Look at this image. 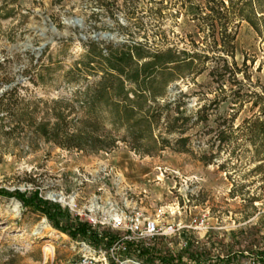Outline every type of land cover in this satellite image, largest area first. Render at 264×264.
I'll return each instance as SVG.
<instances>
[{"label":"rangeland","instance_id":"rangeland-1","mask_svg":"<svg viewBox=\"0 0 264 264\" xmlns=\"http://www.w3.org/2000/svg\"><path fill=\"white\" fill-rule=\"evenodd\" d=\"M204 6L205 0H0V95L12 90L4 101L9 110L33 114L37 122L46 117L52 99L72 93L63 73L88 57L85 44L91 40L101 50L139 42L150 51L171 48L210 57L195 60L193 66H206L200 74L193 69L168 75L167 93L160 99L161 104L177 100L193 121L197 110L208 107L206 121L190 126L191 120L183 135L190 140L188 152L173 148L178 135L166 133L163 123L155 131L158 144L147 153L118 142L110 151L86 154L61 149L36 135L30 123L4 116L0 190L11 194L0 195V264H67L80 248L108 247L119 234L108 226L101 229L103 241L98 243L89 236L72 237L60 227L81 223L96 232L76 212L93 209L97 199L122 207L124 198L148 214L166 205L178 224L174 235L131 251L129 259L141 264H224L217 260L230 256L234 259L229 264H254L253 254L264 249V168L254 171L264 156V135L254 145L245 135L248 127L241 125L264 110V37L246 21H234L233 57L211 51L209 31H200L195 19ZM74 17L82 23L72 26ZM97 32L112 37L95 39ZM215 66L232 69L224 84L208 74ZM229 124V143L217 147V132ZM203 154L211 158L209 163L200 160ZM110 168L113 175L106 176ZM14 192L58 205L59 227L26 207ZM50 193L62 201L51 199ZM144 249L149 252L142 254Z\"/></svg>","mask_w":264,"mask_h":264},{"label":"trees","instance_id":"trees-1","mask_svg":"<svg viewBox=\"0 0 264 264\" xmlns=\"http://www.w3.org/2000/svg\"><path fill=\"white\" fill-rule=\"evenodd\" d=\"M197 11L195 19L200 31L208 30L211 36V51L233 57L235 31L231 26L234 21H246L257 34L264 37V30L260 28L261 23L264 27V0H205L204 9ZM85 45L89 47L88 57L63 73L66 82L73 85L69 97L52 99L46 117L37 122L33 114L28 115L23 110H9L4 101L12 90H6L0 95L1 122L4 116H12L18 119L19 124L30 123L33 132L46 142H51L61 149L86 154L110 151L118 142H125L131 149L147 153L158 144L159 139L155 131L163 123L166 133L178 135L173 148L179 152H188L190 140L188 136L183 135L190 126L206 121L208 107L204 104L197 110V118L193 121L192 116H185L183 110H180L181 104L177 103V100L166 99L161 104L160 99L167 93L168 75L174 72H179L180 75L183 70L193 69L192 73L200 74L206 66H193L195 60L198 57H210L171 48L150 51L139 42H124L117 47L110 45L103 50L99 49V43L96 41L91 40ZM222 60L226 61L223 56ZM230 71L232 69L229 66H215L208 74L215 82L224 84L223 78ZM237 72L241 71L238 69ZM90 77L94 79L89 80ZM260 99L264 101V97ZM172 104L174 107H171ZM261 113L262 115L252 119H244L241 125L248 127L245 135L254 145L264 135L263 109ZM191 120L192 123L188 126ZM231 128L232 125L229 124L227 130L217 132V147L229 143L230 134L226 131ZM164 141L168 143L167 140L161 139L162 143ZM256 151L261 153L260 148ZM209 159L211 158H207L205 154L200 157L205 163H209ZM257 162L259 163L254 167V171L264 168V156ZM10 194L0 190V195ZM12 195L18 196L26 207L45 214L59 227L56 216L62 212L57 209L58 205L50 206L37 198V195L31 198H23L18 192ZM60 230L72 237L77 234L89 236L94 243L103 241L101 236L86 224L66 225L60 227ZM112 238L113 236L110 237ZM108 239L106 244H109ZM141 252L146 254L149 251L144 249ZM240 255L245 257L243 253ZM253 255L256 256L254 264H264V249ZM233 259L226 256L225 259L219 258L217 262L229 264Z\"/></svg>","mask_w":264,"mask_h":264},{"label":"built area","instance_id":"built-area-1","mask_svg":"<svg viewBox=\"0 0 264 264\" xmlns=\"http://www.w3.org/2000/svg\"><path fill=\"white\" fill-rule=\"evenodd\" d=\"M113 172V168L106 170V176L113 175ZM115 177L121 180L120 175ZM122 201V207H118L119 204L112 200L103 204L97 199L93 209L76 212L96 230L99 237H102L101 229L106 226L119 234L108 247L80 248L78 256L67 264H108L109 260L118 264H141L129 259L127 254L141 246L150 247L155 239L172 236L178 230V224L171 219L174 211L168 206L159 205L152 214H148L132 206L127 198Z\"/></svg>","mask_w":264,"mask_h":264},{"label":"water","instance_id":"water-1","mask_svg":"<svg viewBox=\"0 0 264 264\" xmlns=\"http://www.w3.org/2000/svg\"><path fill=\"white\" fill-rule=\"evenodd\" d=\"M72 22L74 23V24H81L82 23V20L80 19V18H76V17H74L73 19H72ZM95 39H97V38H99V37H101V38H109V39H111V37H112V35L109 33V32H105V33H101V32H97L94 36H93ZM43 46H44V44H42L40 47H38L37 49L38 50H41L42 48H43Z\"/></svg>","mask_w":264,"mask_h":264},{"label":"bare ground","instance_id":"bare-ground-1","mask_svg":"<svg viewBox=\"0 0 264 264\" xmlns=\"http://www.w3.org/2000/svg\"><path fill=\"white\" fill-rule=\"evenodd\" d=\"M68 23H72V22H68ZM74 23H72V26H74V25H77V24H74ZM49 197L51 198V199H54V200H59V201H62V197H60V196H57L56 194H52V193H50L49 194ZM50 252H52V249L50 248Z\"/></svg>","mask_w":264,"mask_h":264}]
</instances>
